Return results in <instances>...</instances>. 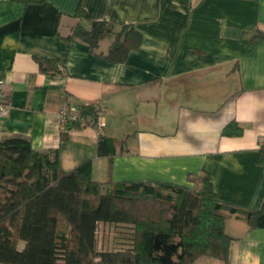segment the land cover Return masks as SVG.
<instances>
[{
	"label": "crops",
	"instance_id": "0c3cea01",
	"mask_svg": "<svg viewBox=\"0 0 264 264\" xmlns=\"http://www.w3.org/2000/svg\"><path fill=\"white\" fill-rule=\"evenodd\" d=\"M84 16L76 15L79 4ZM105 20L142 33L124 62L106 58L114 35L91 51L76 37ZM264 0H0V73L6 79L0 138L20 135L40 151L59 148L70 171L92 160L100 182L154 180L193 186L209 173L218 197L245 210L264 206ZM110 35L109 37L106 35ZM57 58L65 73L43 72ZM102 107L105 125L64 130L58 111ZM237 121L239 136L223 128ZM116 140L99 153V136ZM124 139L122 144L119 140ZM114 225L100 223L98 248L116 246ZM228 264H264V211L252 226L230 215ZM195 264H225L200 258Z\"/></svg>",
	"mask_w": 264,
	"mask_h": 264
},
{
	"label": "trees",
	"instance_id": "16d2710c",
	"mask_svg": "<svg viewBox=\"0 0 264 264\" xmlns=\"http://www.w3.org/2000/svg\"><path fill=\"white\" fill-rule=\"evenodd\" d=\"M84 14L81 2L76 15ZM106 33L114 35L104 55L112 61L124 62L142 41L134 24L114 30L105 20L94 21L90 29L79 24L68 38H79L93 51ZM263 38L257 32L250 50ZM38 61L43 72L65 73L57 58ZM77 111L85 121H70L63 136L91 125L102 107L86 103ZM243 131L231 121L222 133ZM115 142L100 135L99 153L114 151L109 145ZM263 211L264 206L245 210L222 201L207 172L192 187L154 180L100 182L93 177L92 160L65 171L59 148L40 151L20 135L0 138V264H195L204 257L228 264L233 237L225 228L227 217L244 214L253 226ZM100 223L114 225L118 246L98 248Z\"/></svg>",
	"mask_w": 264,
	"mask_h": 264
},
{
	"label": "built area",
	"instance_id": "2783aa9c",
	"mask_svg": "<svg viewBox=\"0 0 264 264\" xmlns=\"http://www.w3.org/2000/svg\"><path fill=\"white\" fill-rule=\"evenodd\" d=\"M5 87H6V79L0 73V131L2 130L1 123L3 120V115L8 109L7 103L2 98V94L5 91ZM101 113L102 112L98 114L97 120H92L91 122V125L94 126L99 131L105 125V122H104V119ZM76 120H80L82 122L85 121L83 117H80L77 110L73 111V110H70L68 106H64L58 111V126L61 130H65L70 121H76ZM259 146L264 149V135L259 137Z\"/></svg>",
	"mask_w": 264,
	"mask_h": 264
},
{
	"label": "rangeland",
	"instance_id": "374dc122",
	"mask_svg": "<svg viewBox=\"0 0 264 264\" xmlns=\"http://www.w3.org/2000/svg\"><path fill=\"white\" fill-rule=\"evenodd\" d=\"M106 36L109 37L110 35L107 34ZM113 229L116 230L115 227H114ZM23 246H24L23 243H21V244H20V247L22 248Z\"/></svg>",
	"mask_w": 264,
	"mask_h": 264
},
{
	"label": "water",
	"instance_id": "95a60500",
	"mask_svg": "<svg viewBox=\"0 0 264 264\" xmlns=\"http://www.w3.org/2000/svg\"><path fill=\"white\" fill-rule=\"evenodd\" d=\"M136 258H137V259H139V258H140V255H139V254H137V255H136Z\"/></svg>",
	"mask_w": 264,
	"mask_h": 264
}]
</instances>
